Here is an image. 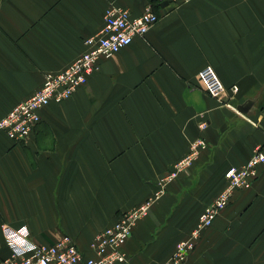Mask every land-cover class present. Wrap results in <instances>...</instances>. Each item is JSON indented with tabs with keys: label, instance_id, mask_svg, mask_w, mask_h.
<instances>
[{
	"label": "crops",
	"instance_id": "crops-1",
	"mask_svg": "<svg viewBox=\"0 0 264 264\" xmlns=\"http://www.w3.org/2000/svg\"><path fill=\"white\" fill-rule=\"evenodd\" d=\"M113 1L0 0V119L86 50ZM116 1L135 16L149 2ZM155 9L160 21L102 59L71 98L42 108L27 140L0 130V264L11 255L5 225L26 226L39 243L69 234L91 255L94 237L151 197L204 138L207 148L166 185L124 246L123 264H163L226 187V171L264 151V0ZM208 65L228 89L220 98L199 78ZM186 264H264V165Z\"/></svg>",
	"mask_w": 264,
	"mask_h": 264
},
{
	"label": "built area",
	"instance_id": "built-area-1",
	"mask_svg": "<svg viewBox=\"0 0 264 264\" xmlns=\"http://www.w3.org/2000/svg\"><path fill=\"white\" fill-rule=\"evenodd\" d=\"M120 1V0H119ZM191 0H149L141 15H133L129 8L116 0L105 10L104 24L94 35L85 38L86 50L70 65L59 72L45 74L44 83L29 98L19 102L6 116L0 119V130L12 140H27L41 122L40 110L50 103H61L71 98L89 76L100 69V61L111 58L126 47L135 37L145 36L162 17L155 6L167 8ZM167 3L166 6L162 4ZM205 91L213 98H220L227 92L215 69L208 65L199 72ZM235 91L236 88H231ZM208 144L204 138H197L190 145L189 153L175 164L169 178L189 168ZM264 165V151L254 150L249 161L241 167L229 168L225 177L226 187L201 212L198 222L190 234L181 240L163 264H185L195 250L202 233L211 228L217 217L231 204L237 192L250 189ZM147 204V205H146ZM120 214L113 225L100 231L90 244L91 255L83 252L73 236L62 235L53 243H39L31 238L26 226L13 228L3 226L10 257L2 264H123L128 260L124 246L133 235L139 222L149 213L152 201Z\"/></svg>",
	"mask_w": 264,
	"mask_h": 264
},
{
	"label": "rangeland",
	"instance_id": "rangeland-1",
	"mask_svg": "<svg viewBox=\"0 0 264 264\" xmlns=\"http://www.w3.org/2000/svg\"><path fill=\"white\" fill-rule=\"evenodd\" d=\"M190 151V150H189ZM185 157V156H184ZM173 168H175V165L173 166ZM172 168V169H173ZM172 169H171V171H172ZM171 171H169L164 177H163V179H162V181H161V183H160V188L158 189V190H156V192L151 196V197H149L145 202H143L142 204H146V202H148V201H152L153 202V204L152 205H149V208H152L153 207V205L155 204V202H156V200H157V198H158V195L160 196V194H162V193H165L166 192V185L169 183V182H171L172 180H174V178H172V179H170L169 178V174L171 173ZM142 204H140V205H142ZM140 205H138V206H136V207H139ZM147 205V204H146ZM136 207H134V208H136ZM138 225H136V227H137ZM135 227V228H136ZM135 230V229H134ZM134 233V232H133ZM132 237V236H131ZM196 249V248H195ZM194 252V251H193ZM169 259V258H168ZM167 259V260H168ZM166 260V261H167ZM188 262V261H187ZM164 263V262H163ZM186 264V263H185Z\"/></svg>",
	"mask_w": 264,
	"mask_h": 264
},
{
	"label": "water",
	"instance_id": "water-1",
	"mask_svg": "<svg viewBox=\"0 0 264 264\" xmlns=\"http://www.w3.org/2000/svg\"><path fill=\"white\" fill-rule=\"evenodd\" d=\"M167 5V3H164V4H162V6H166ZM247 108H248V106H247ZM246 108V109H247ZM243 110H246V109H244V108H242Z\"/></svg>",
	"mask_w": 264,
	"mask_h": 264
}]
</instances>
